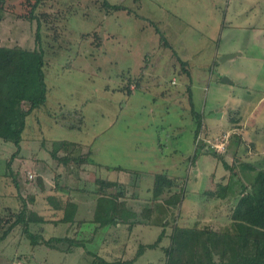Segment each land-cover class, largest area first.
<instances>
[{
	"label": "rangeland",
	"instance_id": "rangeland-1",
	"mask_svg": "<svg viewBox=\"0 0 264 264\" xmlns=\"http://www.w3.org/2000/svg\"><path fill=\"white\" fill-rule=\"evenodd\" d=\"M104 1L42 0L38 6L48 98L28 117L10 169L6 160L17 147L0 138V209L21 206L20 195L31 210L41 209L54 220L48 197L63 202L71 194L92 214L101 178L117 182L116 191L125 194L119 203L141 216L154 175L167 172L186 177L179 224L218 218L222 227L221 218L231 213L241 190L238 177L246 183L264 168V49L252 42L251 29L262 27L264 0H108L124 6L118 11ZM25 10L21 0L8 3L0 44L35 46V25L23 18ZM155 24L172 47L161 43ZM232 51L244 56L223 59ZM178 57L189 62L191 76L182 72ZM193 110L203 113L205 124L196 139ZM61 141L75 142L69 146L74 158L83 146L89 161L59 165L51 154H67ZM202 143L217 150L228 168L211 152L196 153ZM240 159L256 168L243 169ZM57 173L63 188L58 193L51 189ZM118 224L110 231L125 228L113 236L124 242L127 264H164L161 250H141L155 241L157 227L142 232L144 226ZM66 227L46 222L44 236H64ZM85 229L92 232L93 226ZM89 243L98 250L93 248L98 241ZM31 246L27 235L15 230L0 244V264H13L16 254L31 257ZM53 247L38 248V257H53V264L63 258L64 264H92L82 249Z\"/></svg>",
	"mask_w": 264,
	"mask_h": 264
},
{
	"label": "trees",
	"instance_id": "trees-1",
	"mask_svg": "<svg viewBox=\"0 0 264 264\" xmlns=\"http://www.w3.org/2000/svg\"><path fill=\"white\" fill-rule=\"evenodd\" d=\"M10 1L12 0H0V26ZM21 2L26 4L23 18L29 25H35V46H21L9 42L0 44V138L5 142L15 144L17 147L11 157L6 160L8 169L11 168L17 154L21 152V142L27 127L28 117L34 110L46 103L49 92L45 72L46 53L41 46V19L36 13L42 0H21ZM104 5L117 11L124 9L121 4H111L108 0L104 1ZM155 26L156 32L160 35L161 43L165 47H172L163 31L156 24ZM178 61L182 65V72L191 76V72L187 69L189 62L184 61L182 57H178ZM125 91L128 95L133 94L129 87ZM193 113L194 123L197 126L194 131L196 139L205 124L202 112L193 110ZM195 143L198 144L199 141ZM74 144L75 142L61 141L62 148L65 146L66 151H68L67 154L63 156L57 154V151H53L52 158L56 159L59 165L61 163L67 164L70 160H76L79 165L86 164L89 161V155L87 152L84 153L83 146L75 150V153L79 155L78 157L74 158L71 155L69 146ZM80 144L83 145L81 142ZM196 147V153L199 149H201V153L211 152L222 160L226 169L228 168L224 157L217 150H206L205 143ZM238 163L243 169L254 170L256 168L252 163L242 159L238 160ZM234 165L230 169L231 175L235 173ZM11 174L12 178L15 179L17 174H13V172ZM7 175L8 173H5V176ZM59 177V173H57V185L51 188L56 193L63 189L57 180ZM238 178L241 183V190L236 196V203L231 213L225 215V219L221 218L224 221V223H220L222 227L217 221L218 218H209L206 220L207 223L200 221L191 226L180 225L178 221L186 197V177H179L167 172L154 175L153 184L150 186L151 196L145 199L148 206L144 207V214L141 216L119 203V199L125 194L123 191H116L117 182L97 178L96 182L100 186L95 193L98 198L95 206L92 207L90 219L97 224L96 228L108 227L118 223H126L129 228L138 224L157 227L158 234L155 241L141 245L143 246L141 250L143 252L146 249L161 250L164 253V264H264V168L259 169L256 176L249 181L247 180L246 183L241 177ZM15 186L18 187L19 184L16 182ZM229 186L230 184L227 185L226 191H228ZM66 188L72 190L70 187ZM111 188L113 191L109 192L108 190ZM16 196L17 199L19 196L23 201L21 206H6L4 209H0V244L18 229H21L24 236L27 235L32 246L43 244L49 249H54L53 246H57L55 249H60L64 242L70 243L71 246L81 244L80 240L69 237L45 238L44 236V223L51 221L57 224L59 222H72L77 204L71 194H65L66 197L64 196L62 199L63 202L61 199L59 200L57 195L48 197V201L51 202L50 215L54 217L58 212H62V218L59 219V222L56 219H49L48 215L46 218L40 214L41 209L39 212L31 210L28 201L26 202L20 195ZM16 196L13 195L15 198ZM224 196L227 198L229 193ZM216 215L215 212L214 216ZM90 254L94 258L92 264H122L119 261L108 262L97 254ZM32 257L16 254L12 262L22 261L27 264L26 261L32 260Z\"/></svg>",
	"mask_w": 264,
	"mask_h": 264
},
{
	"label": "crops",
	"instance_id": "crops-1",
	"mask_svg": "<svg viewBox=\"0 0 264 264\" xmlns=\"http://www.w3.org/2000/svg\"><path fill=\"white\" fill-rule=\"evenodd\" d=\"M229 8H230V5H228V9ZM261 25H262V27L258 26V27H252L251 28L254 30L253 34L255 35L254 38L252 39V42L255 41L254 43L257 47L264 49V16L262 18V24ZM241 27H242V25H241ZM234 51H232V53H230L231 55H234V56L230 57L229 59L234 58L236 56H244L243 51L235 52V53H234ZM263 58H264V53H263ZM263 103H264V97L261 100L260 105H262ZM235 129H237V128H235ZM149 190L151 191V187H149ZM85 195L86 194H84V196ZM89 197H90V199L92 198L91 196H89ZM75 199L73 197V200H75ZM96 201L97 200H95L94 205H92V206L90 205V207H94L96 204ZM83 202L84 201L77 202V203L75 202L77 205L75 208L76 209L75 210V216H74L72 222L71 221L70 222H59V219H61L62 216H58L57 214L54 216V218H56V220H58V222H59L58 225L61 223L68 225V227L65 228V232H64L66 235H64L62 237H69V238L74 239V240H78V241L80 240V242H81V244H73V245H77V246H75L71 251L75 250V252H76V250L82 249L84 251V253L82 255H86V256L90 257L92 259L91 263H93L94 258H93V255L90 253H93V254H97L98 256L103 257L108 262L111 259H113V262L119 261L122 264H126L129 261V260H127V261L125 260L126 250H124V252L121 251L122 245L124 244V242H122L119 239L114 238V236H113L114 234H119V232H121V230L125 229V228L121 225L120 227L117 228V231H113L114 234L111 233L110 226L103 227V228H96L97 224L95 222H92L90 219L91 215H92L90 213V208H89V206L86 207V205ZM84 206H85V208H83ZM50 223L57 224L56 222H52V221ZM124 225H127V224H124ZM138 225L145 227V228L144 227L140 228L141 230H139V231H142V232L151 228L149 225H145V224H138ZM138 225H136V226H138ZM90 226H93L92 232L85 229V228H88ZM96 229H98V230L95 231ZM133 231L131 233H133ZM50 237H53V236H50ZM91 241H92V243H97V241H98V243L95 246L93 245L94 249H98L97 251L89 249L88 245L89 244L91 245V243H89ZM83 242H84V244H83ZM38 246H39L38 244L35 246H31V250H32L31 253L34 255L33 257L32 256L31 257L34 260H36L37 264H40V263H42V264H53V257H51V256H50L51 257L50 259L45 258V257H41V258L38 257V255H37L38 254V248L43 247L44 245L42 244L39 247ZM72 246L68 242H64L61 244V248H63V249L67 248V250H69L70 247H72ZM124 246L129 247L127 244ZM59 248H60V246H59ZM28 261H30V260H28ZM65 262H66V259L63 258L62 264H64ZM55 263H56V261H55ZM78 263L79 262L75 263L74 261H71V264H78Z\"/></svg>",
	"mask_w": 264,
	"mask_h": 264
},
{
	"label": "water",
	"instance_id": "water-1",
	"mask_svg": "<svg viewBox=\"0 0 264 264\" xmlns=\"http://www.w3.org/2000/svg\"><path fill=\"white\" fill-rule=\"evenodd\" d=\"M233 56L234 55L229 54V55L225 56L223 59H227V58L229 59L230 57H233ZM224 81H228V78L225 77Z\"/></svg>",
	"mask_w": 264,
	"mask_h": 264
},
{
	"label": "built area",
	"instance_id": "built-area-1",
	"mask_svg": "<svg viewBox=\"0 0 264 264\" xmlns=\"http://www.w3.org/2000/svg\"><path fill=\"white\" fill-rule=\"evenodd\" d=\"M13 264H24L22 261L13 262Z\"/></svg>",
	"mask_w": 264,
	"mask_h": 264
}]
</instances>
